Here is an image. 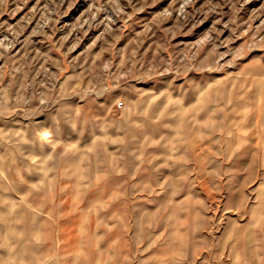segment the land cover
<instances>
[{"label": "rangeland", "instance_id": "obj_1", "mask_svg": "<svg viewBox=\"0 0 264 264\" xmlns=\"http://www.w3.org/2000/svg\"><path fill=\"white\" fill-rule=\"evenodd\" d=\"M0 264H264V0H0Z\"/></svg>", "mask_w": 264, "mask_h": 264}, {"label": "built area", "instance_id": "obj_2", "mask_svg": "<svg viewBox=\"0 0 264 264\" xmlns=\"http://www.w3.org/2000/svg\"><path fill=\"white\" fill-rule=\"evenodd\" d=\"M117 107L120 109V108L122 107V104L119 103V104L117 105Z\"/></svg>", "mask_w": 264, "mask_h": 264}]
</instances>
